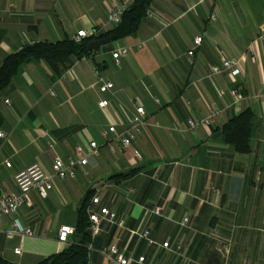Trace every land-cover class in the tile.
<instances>
[{"label":"crops","instance_id":"obj_1","mask_svg":"<svg viewBox=\"0 0 264 264\" xmlns=\"http://www.w3.org/2000/svg\"><path fill=\"white\" fill-rule=\"evenodd\" d=\"M118 1L0 0V64L26 44L113 28L108 13ZM118 47L129 49L119 63ZM94 51L60 76L44 60L24 63L1 92L0 196L18 192L16 174L35 163L53 187L47 197L32 189L14 215L33 235L0 231V259L36 264L64 250L70 242L57 232L62 225L76 230L91 193L87 211L108 207L124 225L104 220L88 233V264H116L103 253L113 244L131 264H264V0H154L136 34ZM224 58L239 60L241 73L212 74ZM99 77L113 88L102 92ZM138 105L146 124L125 146L119 135ZM215 105L222 112L211 125L189 129V120L205 118ZM248 108L255 128L251 150L242 154L224 141L223 126ZM111 125L116 132L106 136ZM78 147L87 163L74 177L55 175L56 157L77 159ZM157 206L160 215L152 212ZM2 220L8 228L11 217ZM145 229L153 243L132 234Z\"/></svg>","mask_w":264,"mask_h":264},{"label":"built area","instance_id":"obj_2","mask_svg":"<svg viewBox=\"0 0 264 264\" xmlns=\"http://www.w3.org/2000/svg\"><path fill=\"white\" fill-rule=\"evenodd\" d=\"M133 0H119L116 2L108 13V22L114 25L119 24L122 21L124 12L130 7ZM153 16L151 13H149ZM95 31L80 30L74 36L75 40H80L83 37L95 35ZM203 41V36L199 35L194 39V47L189 50L188 54L190 57L194 56L195 50L198 46L201 45ZM129 53L127 47H118L115 52H113V58L117 63L120 62L121 56H126ZM192 61V60H191ZM242 65L239 60L224 58L221 64L214 65L212 68V74H218L221 72H229L230 74L236 76L241 73ZM99 89L102 92L108 91L113 88L114 83L110 80H106L103 77H99ZM233 95L239 96L237 90H232ZM109 101L107 99H102L99 102V106L102 109H106ZM222 112L221 108L218 106H212L209 110L208 115L205 118L200 119L199 121L189 120V129L193 130L199 127V125L209 126L214 121V118ZM146 124V110L143 105L137 106L136 113L132 116L131 123L129 128L120 134L121 142L128 146L133 139L141 132L143 125ZM116 128L114 125H111L105 135L108 133H115ZM5 136L3 132L0 131V137ZM92 153H98V145L96 141L91 142ZM79 158L70 159L69 161H64L60 157H56L53 169L55 175L60 178L74 177L75 170L79 165H85L88 161L87 156L83 154L81 147H78ZM7 166H11L10 161H6ZM16 183L18 185L19 191L0 196V231L5 232L6 236L9 238L14 237L17 234L31 236L34 232L30 228H25L21 223L14 217L17 214L19 208L28 202L29 194L32 189L36 188L39 190L40 194L43 197H47L49 190L53 187L51 177L45 172V170L40 166V164L35 163L28 168L20 171L15 176ZM100 201V197H93V204H97ZM89 218L91 222L92 231H98L101 227V224L104 220L110 221L111 223H117L118 225H124V221L118 219L115 212H112L108 207H101L99 212L89 209ZM152 212L154 214L160 215L161 208L155 207ZM4 215L10 216V224L8 228L4 227L2 217ZM188 221V217H185L182 224H185ZM75 233V228L70 225H62L57 232V239L62 243H69L71 237ZM132 234H137L138 236L147 239L150 243H153L154 240L150 237V230L145 229L143 231H132ZM165 247L169 246V242L163 243ZM17 253L21 252V249L17 248L15 250ZM103 253L116 264H131L132 259L127 257L124 252H121L118 247L113 244L108 248L104 249ZM144 257H140L139 261H143Z\"/></svg>","mask_w":264,"mask_h":264},{"label":"trees","instance_id":"obj_3","mask_svg":"<svg viewBox=\"0 0 264 264\" xmlns=\"http://www.w3.org/2000/svg\"><path fill=\"white\" fill-rule=\"evenodd\" d=\"M154 0H133L130 7L124 12L122 21L113 28L100 33L83 37L80 40L64 39L56 42L38 41L24 45L20 50L6 56L0 64V100L1 92L11 83L20 67L33 60H44L54 70L56 76L62 75L75 61L94 54L90 52L89 44L96 39L117 41L129 35H134ZM255 128V117L252 109L248 108L231 118L223 126V137L226 143L242 154L251 150V139ZM138 171V168L129 172L117 174L115 177L127 178ZM91 193L87 194L78 211V222L75 235L69 245L59 253L44 257L36 264H88V245L91 235L88 234L90 220L88 203ZM0 264H16L0 259Z\"/></svg>","mask_w":264,"mask_h":264},{"label":"water","instance_id":"obj_4","mask_svg":"<svg viewBox=\"0 0 264 264\" xmlns=\"http://www.w3.org/2000/svg\"><path fill=\"white\" fill-rule=\"evenodd\" d=\"M107 43H109L108 39H96V40H93L89 44V50L92 52V51L98 49L99 47H101L102 45L107 44ZM88 233L92 234V230L89 229Z\"/></svg>","mask_w":264,"mask_h":264}]
</instances>
